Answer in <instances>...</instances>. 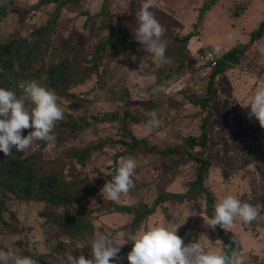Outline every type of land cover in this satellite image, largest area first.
I'll use <instances>...</instances> for the list:
<instances>
[{
	"label": "rangeland",
	"instance_id": "rangeland-1",
	"mask_svg": "<svg viewBox=\"0 0 264 264\" xmlns=\"http://www.w3.org/2000/svg\"><path fill=\"white\" fill-rule=\"evenodd\" d=\"M40 1L45 3L37 5ZM61 1L0 0V6L6 7L0 19V42L25 36L32 28L45 25ZM156 2L158 7L151 10L166 29L162 40L167 42V62L148 53L135 39L136 14L142 0L65 2L49 30L36 35L35 65L39 66L43 60L46 67L66 57L76 62L75 77H82V81L59 96L64 118L56 122L53 129L56 139L34 141L26 154L13 148L12 154L24 158L40 150L41 165L57 169L67 181L85 177L87 186L97 190L85 189L81 199L53 209L55 216L82 215L85 242L71 238L56 224L44 222L38 214L49 207L47 204L24 203L11 197L4 199L0 193V202L3 201L5 208V211L0 210V250H12L19 256L31 254L37 264H41L42 259L50 260L51 264H65L66 253L71 252L74 257L90 254L87 246L100 235L114 238L117 245L130 243L127 237L141 226L130 232L127 225L131 215L118 213L113 205L151 207L160 193H185L194 180L196 162L180 155L163 157L157 152L175 147L187 151L186 137L199 136L204 120L206 145L194 147L190 152L191 157L209 162L203 186L212 198V206L232 195L242 203L256 206L264 216V128L255 117L249 116L250 107L242 106L257 90L264 89V36L249 44L238 62L215 78L214 94L204 108L197 100L205 94L208 74L202 77L194 70L202 44L211 50L219 47L221 53L238 45L245 46L251 31L264 19V0ZM108 24L112 32L111 41L106 44ZM186 35L189 39L183 43ZM97 46L102 49L96 52ZM41 54L44 57L39 59ZM93 63L96 71L85 75ZM36 82L42 87L45 84L43 79ZM157 87L163 91L153 93ZM150 93L155 104L153 110L161 123L149 133L145 127L147 119H143L148 112L140 103L150 99ZM122 94L126 97L121 101ZM125 105L138 122H99L103 114L122 116L127 113ZM67 119L68 122L76 119L78 123L83 119L88 127L80 132L64 129L60 124ZM31 131L32 128L25 129L22 135ZM107 138L125 142L135 138L143 140L147 147L120 156L114 163V154L124 147L120 142L108 144ZM88 144L101 146L93 150L82 166L65 157L68 148ZM149 147L153 148L147 150ZM127 158H134L138 164L132 177L135 186L129 193L121 194L119 201H110L102 188L111 171L115 173ZM205 201L206 195L201 193L193 200L164 202L156 206L141 225L161 226L172 231L179 227L177 235L185 244L198 241L208 251L221 252L216 228L205 225L209 219ZM35 220L36 226L29 229ZM226 232H232L240 248L247 251L242 254L244 264H264V221L245 224L237 217ZM120 254L113 264H129L127 253Z\"/></svg>",
	"mask_w": 264,
	"mask_h": 264
},
{
	"label": "trees",
	"instance_id": "trees-1",
	"mask_svg": "<svg viewBox=\"0 0 264 264\" xmlns=\"http://www.w3.org/2000/svg\"><path fill=\"white\" fill-rule=\"evenodd\" d=\"M11 1V0H10ZM53 1L54 0H50ZM80 0H65V2L70 4H76ZM49 2V1H48ZM62 0L58 5H56L53 16L48 20L45 25L40 27L32 28L25 36H17L0 42V87H3L7 90L14 91L17 96L22 94L21 89L19 88L20 82H27L29 79L31 81L44 80L43 87L50 89L55 92L58 96H63L67 94V90H70L71 87L82 81V77H75L76 71V62L73 60H67L66 57L59 58V62L49 63L46 67L43 66V60H40V65H35L36 55L34 57V47L36 42V35L43 34L47 32L49 27L53 25L57 15L58 9L62 4L65 3ZM45 1L38 2L37 5H41ZM5 6L2 4L0 6V19L3 17L5 12ZM108 38H106L105 43L108 44L111 41V32L112 28L110 24L107 25ZM264 36V19L260 21L256 29L251 31L249 34V40L245 46H235L230 49L228 52L221 53L217 59L216 65L208 73V79L206 81L205 94L197 102L200 104L201 108H204L205 105L210 101L214 94V81L217 76L222 75L229 66L236 64L239 60V56L242 55L245 48L252 44L254 41L259 40ZM189 36L186 35L183 38V43L188 41ZM102 49L101 46H97L96 52ZM45 51L43 52V54ZM39 55L44 57V55ZM42 61V62H41ZM92 61L95 63L94 58ZM90 66L91 69H87L88 75L92 73V70L96 71L95 64ZM94 71V72H95ZM159 71V70H158ZM157 71V75H158ZM6 84H8L6 86ZM10 85V86H9ZM69 95V94H68ZM152 94L150 93V99L144 100L140 105L145 106L147 112L153 110L155 104L152 100ZM120 100L122 101L126 94L120 95ZM70 100V98H68ZM126 106L127 113H124L122 116H117L116 114H103L99 118V122H113V121H122L128 123H136L139 119H136V115H132L129 108ZM66 117V116H65ZM143 119L148 121V115H143ZM206 121L204 120L201 124L203 131L197 137L188 136L185 139V143L188 147V150H179L178 147L175 148H165L163 151H158L157 153L160 156L166 157L170 155H180L184 156L186 159H191L196 162L194 180L190 182L189 188L183 194L176 193H160L155 197L151 207H146L141 205L136 208L129 206H116L113 205V208L118 213H124L131 215V220L127 225V228L130 232H135L142 222L147 219L146 217L154 212V208L164 202H181L184 199H191L196 195L203 193L206 195V216L210 219L213 216V206L212 198L204 188V175L207 171L209 162L205 159L191 157L190 149L194 147H204L206 145L207 134L204 131V125ZM61 127L64 129H69L72 132H80L82 129L88 127L87 122L83 119L80 122H76V119L68 122V119L62 122ZM108 144L121 143L124 147L119 153L114 154L113 161L115 163L116 159L120 156L134 153L137 149H146V143L143 140H136L135 138L130 139L129 142L117 141L111 138H107ZM104 141L101 142V145ZM99 145H82L79 147H70L65 153V157L73 159L76 164L82 166L85 160L90 156L93 150H98L101 146ZM153 147L147 148V150L152 149ZM40 150H36L33 154H30L24 158H19L16 155L6 157L3 152H0V193L4 199L9 197L17 201H23L24 203H44L49 207H46L45 210L39 212L40 218L44 219L48 224H56L60 227L64 233H67L72 237H75L78 241L84 240L83 226L81 223L82 215L73 214L69 215H57L53 214V209L59 207H66L68 204L74 202V200H79L85 194V189L89 192L97 190L93 187L87 186V179L85 177L81 179H73L67 181L63 174L61 176L60 172L54 168H47L46 165H41L39 162L38 156ZM62 164V163H61ZM115 173L111 171L108 176L107 181L112 179V175ZM0 210H4L3 201L0 202ZM13 215H11L12 217ZM238 224V223H237ZM240 224V223H239ZM241 225V224H240ZM36 226V220L33 222V225L29 229H33ZM237 226V225H236ZM23 229L22 227L19 228ZM27 230V232L29 231ZM18 230V233H20ZM22 232V231H21ZM217 239L221 242V250L224 251V246L232 244V237L234 236L232 232H226L224 234L223 229L220 226H216ZM21 234V233H20ZM233 235V236H232ZM237 240V238L235 237ZM238 241V240H237ZM19 245V242H17ZM240 254H246L247 251L240 248L239 243L233 245ZM132 242L124 244L120 247V253L126 252L127 254L132 250ZM87 250L91 251V245H88ZM23 255L31 257V254L23 253ZM85 257L90 258V254L84 253ZM245 258V256H244ZM39 259H42L39 258ZM41 264H51L50 260H40Z\"/></svg>",
	"mask_w": 264,
	"mask_h": 264
},
{
	"label": "clouds",
	"instance_id": "clouds-1",
	"mask_svg": "<svg viewBox=\"0 0 264 264\" xmlns=\"http://www.w3.org/2000/svg\"><path fill=\"white\" fill-rule=\"evenodd\" d=\"M156 7V0H142L136 14L134 36L148 53L167 62V42L162 40L166 29L151 10ZM220 54L221 49L216 47L209 52L207 58L211 60L214 55L219 57ZM19 88L22 94L17 96L14 91L0 87V152L6 157L12 156L13 148L26 154L34 141H54L56 137L52 133L56 122L64 118V111L58 103L61 98L52 90L40 86L36 81L20 82ZM160 91L163 89H153V93ZM242 106L250 107L249 116L255 117L264 128V89L257 90L251 100ZM147 115L149 119L145 127L150 133L160 127L161 122L155 110ZM29 128L33 131L26 136L22 135L23 130ZM137 167L134 158L124 159L119 164L112 179L106 181L102 188L108 200L119 201L121 194L129 193L135 186L132 177ZM213 207V216L204 220L205 225L213 230L220 226L228 231L237 217L245 224L264 221V216H261L256 206L242 203L232 195L218 200ZM177 229L172 231L161 226L141 225L134 234L127 237L133 244L132 250L127 254L129 264H244V256L233 246L238 244L234 236L232 244L225 245L224 251L216 252L206 250L198 241L185 244L177 235ZM122 245H117L116 240L108 235H100L91 243L90 258H85L83 254L74 257L69 252L66 253L65 264H113ZM0 264L37 262L31 257L19 256L12 250H0Z\"/></svg>",
	"mask_w": 264,
	"mask_h": 264
},
{
	"label": "built area",
	"instance_id": "built-area-1",
	"mask_svg": "<svg viewBox=\"0 0 264 264\" xmlns=\"http://www.w3.org/2000/svg\"><path fill=\"white\" fill-rule=\"evenodd\" d=\"M211 51L212 50L206 45L200 46L199 56L195 61L194 70L202 77L206 76L209 71L216 65L218 56L214 55L213 59L211 60L207 58L209 52Z\"/></svg>",
	"mask_w": 264,
	"mask_h": 264
}]
</instances>
